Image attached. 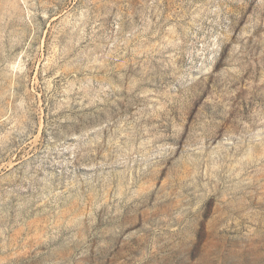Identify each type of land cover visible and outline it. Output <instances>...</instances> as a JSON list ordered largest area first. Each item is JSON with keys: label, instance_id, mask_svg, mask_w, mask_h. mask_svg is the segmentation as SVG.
<instances>
[{"label": "rangeland", "instance_id": "obj_1", "mask_svg": "<svg viewBox=\"0 0 264 264\" xmlns=\"http://www.w3.org/2000/svg\"><path fill=\"white\" fill-rule=\"evenodd\" d=\"M0 264H264V0H0Z\"/></svg>", "mask_w": 264, "mask_h": 264}]
</instances>
